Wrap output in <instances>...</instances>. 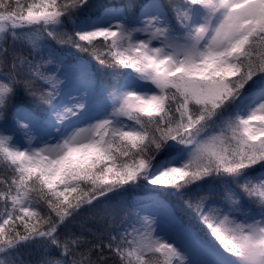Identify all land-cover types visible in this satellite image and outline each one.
<instances>
[{
  "label": "snow or ice",
  "instance_id": "obj_1",
  "mask_svg": "<svg viewBox=\"0 0 264 264\" xmlns=\"http://www.w3.org/2000/svg\"><path fill=\"white\" fill-rule=\"evenodd\" d=\"M88 3L0 0V264H264V0Z\"/></svg>",
  "mask_w": 264,
  "mask_h": 264
},
{
  "label": "trees",
  "instance_id": "obj_2",
  "mask_svg": "<svg viewBox=\"0 0 264 264\" xmlns=\"http://www.w3.org/2000/svg\"><path fill=\"white\" fill-rule=\"evenodd\" d=\"M151 0H89L88 7L81 11L80 15L86 14H95L99 12L104 6H115V7H123L126 11H131L133 14L138 13L141 11L142 7L146 4H149ZM31 2V0H28ZM161 4L165 7V10L169 12L171 15V8L170 5L176 4L179 0H160ZM67 30H71V25L68 24L66 21ZM60 31H64L61 29ZM49 44L56 49L67 61V65L71 66L74 71V76L77 74L76 65L78 63L87 64L89 66V70L94 74L98 81H103L105 83L110 82L111 77L108 75L107 70L101 68V66L92 59L87 53H82L75 48L71 47L70 45H58L54 41H49ZM260 85H256L255 87H259ZM106 97V93H105ZM105 97H101L105 98ZM36 105H40L41 108L44 106L41 104L39 99L28 98L21 95L17 101L16 106L20 107L21 109H27L28 111L33 110ZM14 108L10 107L8 112L5 114L8 120H11L13 117ZM3 173L0 172V175ZM153 186L146 185L143 182L140 183L138 186L129 187L127 191L121 193L119 196H111L110 200L107 202L108 204L112 203H123L124 205L131 206V205H139L136 201L140 198L141 195H153L150 189ZM133 203V204H132ZM167 203L172 206H178L179 202L175 198H169ZM255 207V205H252ZM190 216L187 212L181 213V218L188 222V217ZM189 227H192L197 235L204 239L206 238V229H204L201 225H199L196 221L192 220L188 223ZM92 227H98L97 224H93ZM21 257L25 261L34 262L40 258L42 255V250H39L35 247H24L20 249ZM51 255H57V251L55 249L51 250Z\"/></svg>",
  "mask_w": 264,
  "mask_h": 264
},
{
  "label": "rangeland",
  "instance_id": "obj_3",
  "mask_svg": "<svg viewBox=\"0 0 264 264\" xmlns=\"http://www.w3.org/2000/svg\"><path fill=\"white\" fill-rule=\"evenodd\" d=\"M151 2H152V0L149 3H151ZM157 2L161 4L160 0H157ZM74 71L75 70L71 66L67 65V72L70 75V77H72L73 79H75V77H76V76H74ZM104 101H105V98L100 99L101 103H104ZM23 110L28 111L27 109H23ZM9 121H11V120H9ZM152 196L153 195H141L140 198L136 201V203L142 204L145 209H147L148 211H151L152 210L151 209V198H152ZM144 214H147V213H144Z\"/></svg>",
  "mask_w": 264,
  "mask_h": 264
}]
</instances>
